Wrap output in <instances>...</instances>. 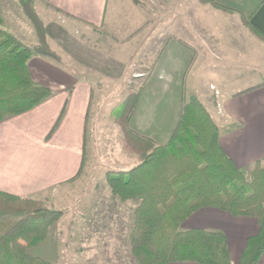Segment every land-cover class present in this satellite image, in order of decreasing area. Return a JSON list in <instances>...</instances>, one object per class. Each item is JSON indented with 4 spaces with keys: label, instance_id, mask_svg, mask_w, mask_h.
<instances>
[{
    "label": "crops",
    "instance_id": "crops-1",
    "mask_svg": "<svg viewBox=\"0 0 264 264\" xmlns=\"http://www.w3.org/2000/svg\"><path fill=\"white\" fill-rule=\"evenodd\" d=\"M160 1V12L176 13L175 21L185 20L187 11L192 14V27L203 36L199 41L207 51L198 55L168 31L162 37L129 129L156 146H165L180 118L186 77L189 73L196 77L206 67L207 57L232 60L245 70L264 73V44L240 20L243 17L264 36V0L215 1L229 13L198 0L190 4L191 11L184 0ZM37 2L45 6L40 18L46 41L58 54L55 61L36 54L27 67L33 81L53 95L34 109L0 122V192L32 199L49 194L62 198L63 189L79 179L83 167L92 86L82 71L101 80L122 82L140 52L136 46L146 43L153 27L146 22L149 11L133 0ZM147 28L148 34L142 37L140 33ZM246 84L228 95L216 81L200 90V101L219 128L220 147L244 172L264 158V80ZM188 86L195 88L194 83ZM134 209L128 208L127 217L115 215L132 226ZM180 228L221 232L231 264H238L247 239L259 231L254 219L232 217L213 208L199 210ZM257 264H264V253Z\"/></svg>",
    "mask_w": 264,
    "mask_h": 264
},
{
    "label": "trees",
    "instance_id": "trees-1",
    "mask_svg": "<svg viewBox=\"0 0 264 264\" xmlns=\"http://www.w3.org/2000/svg\"><path fill=\"white\" fill-rule=\"evenodd\" d=\"M199 3L230 12L215 0ZM241 19L264 43V36ZM36 54V49L5 31L0 20V122L34 109L53 95L30 76L27 63ZM142 90L143 85L126 96L115 119L123 151L138 163L127 171L105 174L113 198L121 203L138 200L129 233L132 257L137 264H231L221 232L180 228L199 210L213 208L256 221L258 234L247 239L238 264H257L264 253V158L248 172L237 169L219 145V128L195 97L183 98L167 145L156 146L135 135L129 120ZM62 216L61 210L33 199L0 192V264H52L29 251L45 241Z\"/></svg>",
    "mask_w": 264,
    "mask_h": 264
},
{
    "label": "rangeland",
    "instance_id": "rangeland-1",
    "mask_svg": "<svg viewBox=\"0 0 264 264\" xmlns=\"http://www.w3.org/2000/svg\"><path fill=\"white\" fill-rule=\"evenodd\" d=\"M184 1L187 5L193 2ZM133 2L150 12L146 14V22L147 25L152 24L153 33L145 38V44L136 46L140 48V52L131 61L124 80L109 82L94 77L91 72L82 71L91 83L92 96L79 179L63 189L62 198L49 194L33 199L46 208L63 212L62 218L50 227L45 241L29 251L31 255L52 264H137L130 253L131 223L120 220L115 214L127 217L128 208H135L138 200L126 203L115 198L113 200L105 181L107 171H127L138 163L134 156L125 153L121 147V130L115 123L117 111L126 96L143 85L151 64L155 62L162 47V37L166 31L171 37L190 45L198 55L202 56L207 52L199 41L203 36L192 27L190 12H185V20L175 21L176 13L160 12V0ZM42 8L45 6L37 0H0V20L2 28L22 44L36 49L38 55L55 61L58 51L46 41L40 18ZM240 20L247 29L242 19ZM148 31L147 28V31L142 30L140 34L143 37ZM250 35L256 38L253 34ZM207 58L204 62L206 67L198 71L196 77L191 73L186 77V99L195 97L200 101V90L207 89L210 81L218 82L224 87V95H228L229 92L243 89L246 83L255 85L264 80V73L245 70L236 64L238 62ZM61 62L64 64L65 61ZM189 82L194 83L195 88H190Z\"/></svg>",
    "mask_w": 264,
    "mask_h": 264
},
{
    "label": "built area",
    "instance_id": "built-area-1",
    "mask_svg": "<svg viewBox=\"0 0 264 264\" xmlns=\"http://www.w3.org/2000/svg\"><path fill=\"white\" fill-rule=\"evenodd\" d=\"M217 94V92H215Z\"/></svg>",
    "mask_w": 264,
    "mask_h": 264
}]
</instances>
